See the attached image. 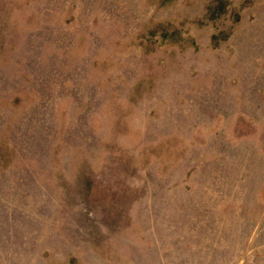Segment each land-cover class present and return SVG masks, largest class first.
Masks as SVG:
<instances>
[{
    "label": "rangeland",
    "instance_id": "obj_1",
    "mask_svg": "<svg viewBox=\"0 0 264 264\" xmlns=\"http://www.w3.org/2000/svg\"><path fill=\"white\" fill-rule=\"evenodd\" d=\"M0 264H264V0H0Z\"/></svg>",
    "mask_w": 264,
    "mask_h": 264
}]
</instances>
